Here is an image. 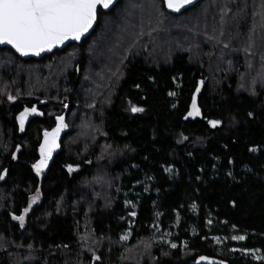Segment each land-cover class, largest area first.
<instances>
[{
	"label": "trees",
	"instance_id": "trees-1",
	"mask_svg": "<svg viewBox=\"0 0 264 264\" xmlns=\"http://www.w3.org/2000/svg\"><path fill=\"white\" fill-rule=\"evenodd\" d=\"M262 2L172 14L164 0H120L81 44L38 60L0 48V264H264ZM107 22L106 61L92 53ZM194 94L202 115L185 120ZM33 107L43 115L21 132ZM66 111L62 149L37 176L43 133ZM36 195L21 228L12 215Z\"/></svg>",
	"mask_w": 264,
	"mask_h": 264
},
{
	"label": "snow or ice",
	"instance_id": "snow-or-ice-1",
	"mask_svg": "<svg viewBox=\"0 0 264 264\" xmlns=\"http://www.w3.org/2000/svg\"><path fill=\"white\" fill-rule=\"evenodd\" d=\"M115 2L116 0H0V45H10L21 56H39L43 52H50L54 48L64 45L66 41H80L97 22L98 8L102 10L110 9L115 5ZM165 3L168 9L179 12L187 5L194 4L195 0H165ZM261 7L264 8V2H262ZM248 51L249 49L245 48V52ZM200 84H203V81H200ZM199 92L200 88L197 87L196 93ZM169 95H175V93H169ZM8 99L13 100L15 97L9 95ZM64 107L67 108L68 105L64 104ZM130 111L132 113H142L145 109L131 105ZM30 113H37V109L35 107L25 108L18 117L21 132L24 131L25 121ZM37 114L43 115L42 112ZM201 115V109L194 94L190 110H188L184 119L196 118ZM248 115L252 116V113ZM208 124L215 129L221 124V121L208 120ZM67 127L65 116L57 115L55 117V127L51 131H44L43 143L39 146V159L31 166L37 176H41L48 167L53 152L59 147L58 141L61 132ZM250 150L256 151L255 148ZM17 151H19V147ZM15 158L13 156V159ZM73 170L72 166H68L69 172ZM165 170L168 171L169 169ZM6 174L7 169L0 173V180H4ZM36 199L37 197H32L33 203ZM30 207L31 205L24 208L21 215H12L13 220L19 221L21 228L24 227L25 218ZM136 214L135 211L130 212L132 217H135ZM128 235L130 233L122 236L121 239L127 240ZM214 239L217 243L220 242L218 237ZM232 239L244 241L245 236H233ZM170 247L175 249L177 244L170 243ZM232 251H236V249H232ZM241 251L247 253L249 250ZM254 258L257 260L264 259L260 256ZM96 259L99 260L100 257H96ZM207 259V257H200V260ZM220 264H223V262H220Z\"/></svg>",
	"mask_w": 264,
	"mask_h": 264
},
{
	"label": "water",
	"instance_id": "water-1",
	"mask_svg": "<svg viewBox=\"0 0 264 264\" xmlns=\"http://www.w3.org/2000/svg\"><path fill=\"white\" fill-rule=\"evenodd\" d=\"M120 0H116V2H115V5L113 6V7H110V9H107V10H103L104 12H109V11H111L117 4H118V2H119ZM165 1V0H164ZM201 0H195V3L194 4H191V5H187L185 8H182L179 12H175V11H173V10H170V9H168L167 8V5H166V3H165V5H166V8H167V10H168V12L169 13H172V14H181V13H183L185 10H188V9H190V8H192V7H194L196 4H198L199 2H200ZM98 19H99V8H98V18H97V22L94 24V26H93V28L84 36V37H82V39L80 40V41H66L65 42V44L64 45H61V46H58L57 48H54L52 51H50V52H43V53H41L39 56H35V55H29V56H21L19 53H17L16 51H15V49H13L10 45H0V48H10V49H12L13 51H15L22 59H24V60H28V59H41V58H43L44 56H46V55H50V54H52V53H54L55 51H61V50H64L68 45H70V44H72V43H77V44H81L82 42H83V40H85V39H87L92 33H93V31L95 30V28L97 27V24H98ZM45 102L44 101H42L41 102V104H44ZM36 115H38L37 113H32V115L30 116V118L31 117H33V116H36ZM64 116H65V121H66V117H67V111L63 114ZM27 121H28V117H27V119H26V121H25V124H27ZM66 130L67 129H65L64 131H62L61 132V135H60V139H59V141H58V143H59V147L53 152V155H52V159L49 161V163H48V167H49V165L52 163V161L54 160V158H55V156L61 151V149H62V138H63V136L66 134ZM43 139H44V137H43ZM42 143H43V140H42ZM41 143V144H42ZM48 167L46 168V169H48ZM203 257H207V256H203ZM208 259L207 260H200V257L196 260V261H194V262H192L191 264H220V262H223V264H228L227 262H225V261H222V260H220V259H216V258H212V257H207Z\"/></svg>",
	"mask_w": 264,
	"mask_h": 264
},
{
	"label": "rangeland",
	"instance_id": "rangeland-1",
	"mask_svg": "<svg viewBox=\"0 0 264 264\" xmlns=\"http://www.w3.org/2000/svg\"><path fill=\"white\" fill-rule=\"evenodd\" d=\"M129 9V8H128ZM125 15L126 16H128L129 14L127 13V11L125 12ZM203 16H205V12L203 13ZM129 18L131 19V18H133V16H129ZM121 21H123V20H121ZM122 26H126V24L127 23H124V22H122ZM180 24V23H179ZM113 24H111L110 22H107V24H106V28H105V31H104V38H103V40H102V46L100 47V49H98L97 50V52H96V54H93L92 53V57L93 58H95V59H99V56H100V58H103V57H105V60L107 61V49L109 48V47H111L113 44V40H115L117 37L115 36V34L113 33H110L111 32V30H112V26ZM181 25V24H180ZM184 25H186V23L185 22H183V26ZM179 26V25H178ZM187 26V25H186ZM185 26V27H186ZM179 29H180V26H179ZM180 30H182L181 31V33L178 35V37L177 38H183V36H184V34H183V32H185L186 31V28H181ZM117 31H119V32H121V30H120V28H117ZM109 34V35H108ZM124 34L125 35H127L128 36V34H127V32H124ZM185 37V36H184ZM175 41V40H174ZM62 64V63H61ZM60 64V65H61ZM67 129V128H66ZM74 170H75V168H73ZM35 197H37V199H36V201L33 203V201H31V203H30V205H31V207H30V210L32 209V207L36 204V203H38L39 202V200H40V196L39 195H36ZM30 210H29V212H30ZM29 212L27 213V216H28V214H29ZM27 216H26V218H25V222H26V219H27ZM126 234H129V232H125L124 234H123V236L124 235H126ZM162 237H164V239H165V237L166 236H162ZM128 239H129V235H128ZM127 239V240H128ZM127 240H123L122 239V241H127ZM160 240H161V237H160ZM168 240V239H167ZM220 240V242L219 243H221L222 242V239H219Z\"/></svg>",
	"mask_w": 264,
	"mask_h": 264
},
{
	"label": "flooded vegetation",
	"instance_id": "flooded-vegetation-1",
	"mask_svg": "<svg viewBox=\"0 0 264 264\" xmlns=\"http://www.w3.org/2000/svg\"><path fill=\"white\" fill-rule=\"evenodd\" d=\"M32 115V113H30L29 115H28V117H29V119H30V116Z\"/></svg>",
	"mask_w": 264,
	"mask_h": 264
}]
</instances>
